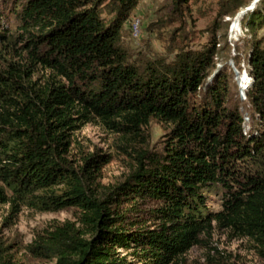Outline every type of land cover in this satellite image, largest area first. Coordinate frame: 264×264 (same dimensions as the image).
Here are the masks:
<instances>
[{
  "label": "trees",
  "instance_id": "16d2710c",
  "mask_svg": "<svg viewBox=\"0 0 264 264\" xmlns=\"http://www.w3.org/2000/svg\"><path fill=\"white\" fill-rule=\"evenodd\" d=\"M140 1L0 0V205L76 209L78 226L66 221L29 246L56 264H183L213 221L264 257V8L243 15L241 44L229 42L228 21L202 48L137 62L122 38ZM171 1L176 10L190 2ZM252 1L222 0L221 18ZM229 59L247 66L245 98L233 70L219 68ZM153 119L172 125L162 152L148 147ZM89 122L140 143L116 184L99 181L109 156L76 144ZM211 188L221 193L216 211L206 208ZM146 199L161 203L157 227L133 219ZM132 247L134 260L116 252ZM6 250L0 243V264Z\"/></svg>",
  "mask_w": 264,
  "mask_h": 264
},
{
  "label": "rangeland",
  "instance_id": "374dc122",
  "mask_svg": "<svg viewBox=\"0 0 264 264\" xmlns=\"http://www.w3.org/2000/svg\"><path fill=\"white\" fill-rule=\"evenodd\" d=\"M222 0H190L189 5L175 9L171 0H141L131 12L124 25L123 44L137 62L153 59L171 61L181 49H197L209 43L214 35L217 39L225 31L228 21L227 38L229 42H240L246 36L240 24L248 8H264L261 0H253L249 7L239 10L233 18L220 16ZM253 6V7H252ZM136 23L135 30L133 29ZM257 38L264 45V21L256 30ZM222 45L218 43L217 46ZM220 69L225 67L233 70L235 80L245 98V90L249 77L246 65L241 64L242 71L236 67L232 59L218 63ZM39 76L46 78V71L39 70ZM251 84V81L249 85ZM248 85V86H249ZM172 125L159 119H153L146 128L149 136V149L162 152L167 134ZM76 144L83 147L87 153L99 152L109 156V162L101 168L99 181L112 185L123 179L134 166L136 148L140 143L123 141L118 134L103 125L89 122L74 132ZM131 154H130V153ZM76 158L80 152L74 151ZM206 208L216 211L221 207V193L217 188L204 192ZM161 203L154 199L141 202V212L133 219L140 227L154 228L159 225L158 217L153 215L154 209ZM206 211V210H205ZM76 209L69 208L57 212H40L28 207L14 214L10 204L0 205V243L7 247V264H56L55 257L35 255L29 246L35 243L46 230L61 225L66 221L75 222L78 226ZM137 225L134 228H138ZM84 230L86 228H83ZM91 237V234H87ZM200 242L183 254V264H264L256 243L244 236L236 235L229 228L220 227L215 221L212 227L200 235ZM135 247L116 248L119 256L127 254L129 260H134L132 252Z\"/></svg>",
  "mask_w": 264,
  "mask_h": 264
},
{
  "label": "built area",
  "instance_id": "2783aa9c",
  "mask_svg": "<svg viewBox=\"0 0 264 264\" xmlns=\"http://www.w3.org/2000/svg\"><path fill=\"white\" fill-rule=\"evenodd\" d=\"M135 27H136V23L134 24V26H133V29L135 30Z\"/></svg>",
  "mask_w": 264,
  "mask_h": 264
},
{
  "label": "water",
  "instance_id": "95a60500",
  "mask_svg": "<svg viewBox=\"0 0 264 264\" xmlns=\"http://www.w3.org/2000/svg\"><path fill=\"white\" fill-rule=\"evenodd\" d=\"M253 7V6H252ZM248 9H251V7H249ZM249 75V74H248Z\"/></svg>",
  "mask_w": 264,
  "mask_h": 264
}]
</instances>
